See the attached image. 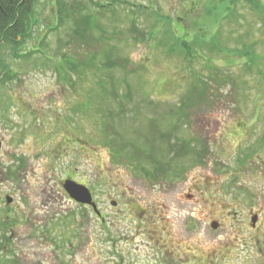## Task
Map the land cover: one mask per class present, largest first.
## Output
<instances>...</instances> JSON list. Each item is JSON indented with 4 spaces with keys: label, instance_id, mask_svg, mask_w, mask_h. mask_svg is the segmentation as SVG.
Segmentation results:
<instances>
[{
    "label": "rangeland",
    "instance_id": "obj_1",
    "mask_svg": "<svg viewBox=\"0 0 264 264\" xmlns=\"http://www.w3.org/2000/svg\"><path fill=\"white\" fill-rule=\"evenodd\" d=\"M94 1L105 4L111 0ZM125 1L149 6L160 16L173 20L182 17V13H186L184 8L190 5V0ZM231 1L227 0V4ZM62 2L69 6L76 2L82 6L89 4L88 0ZM220 6L221 3L217 5ZM94 10V7L88 9V14ZM114 10L110 13L97 10L96 21H91L88 36L80 37L73 32V43L64 48L68 39L66 30L75 28L74 18L70 15L63 29L50 34V28L61 24L60 9L57 0H39L36 7L38 23L23 53L42 49L47 55L57 53L61 57L64 53L80 62L97 57L101 62L108 49L118 50L116 55L128 59L131 64L126 73L116 71L114 77L128 80L134 95L132 103H138L141 114L146 116L152 113L148 111L152 109L150 107L154 108L155 112L149 118L166 114L169 107L179 104L201 80L212 82V90L221 97L212 109L200 104L191 111L189 126L184 123L178 133L179 138L187 141L199 139L208 150L205 165L190 167L179 179L159 183L148 180L130 162L137 152L132 143L144 150L153 146V135L147 130L148 126L139 123L136 130L134 125L119 129L127 139L123 141L125 150L119 154L107 147L103 126L94 123V120L100 121V113L93 109L87 116L77 112L82 101L87 99L82 95H90L92 87L97 88L99 79L104 84V76H109L104 68L99 65L96 70H88L84 82L75 92L65 87L66 82L53 71L52 65L42 62L45 60L40 54L30 62L21 63L14 61L6 50L2 55L3 63L17 73L18 80L3 83L1 81L5 79L0 72V222L10 217L14 224L0 223L3 230L0 241L5 245V249L0 246V264H119L116 256L110 254L119 245L108 243L104 225L90 209L71 202L63 191L61 182L67 177L91 190L100 211L107 215L114 240L122 222L111 201H121V197L130 199L133 196L144 210L154 201H168L174 226L191 217L193 208H198L195 201H188L187 194L205 201L218 200L225 206L218 208L215 217L225 226L216 233L206 230L202 246L210 251V247L216 245L215 237L221 243L233 241L235 248L230 256L233 261L229 264H264V143L259 145L264 137V28H260L254 14L242 3L231 21H224L218 15L206 19L203 9L193 11L183 22L187 28L178 30L195 35L207 26L208 32H213L220 19L224 22L223 45L229 50H225V54H206L207 60L189 65L177 56L169 57L165 53L166 47L159 43H134L137 33L135 35L132 27L136 25L145 30L153 21L143 14L129 13L124 6ZM68 11L72 13L70 9ZM216 12L224 15L225 9L219 8ZM78 18L81 19V14ZM240 37L248 43L259 40L256 66H245L246 59L239 57L236 49L242 48L237 42ZM83 44L86 46L82 47ZM130 69L136 72L130 75ZM191 71L196 73V78L191 77ZM214 78L221 82L210 80ZM125 88L126 85L120 88L122 97L126 95ZM7 94H10L8 99ZM92 101L97 104L101 100L94 96ZM128 108L125 105V117L131 115L133 105ZM94 115L99 118L94 119ZM130 118L135 121L132 115ZM168 124L169 121L162 131L167 130ZM96 127L102 129L98 131ZM130 138L134 142L128 141ZM191 143L193 148L201 149V144L194 146L195 143ZM251 147L255 154L245 162L244 156ZM158 184L179 186L177 191L172 188L170 192H160L163 189L160 188L156 195L152 194L153 186ZM6 196L13 198L10 205L5 202ZM207 206H204V216ZM230 211L237 212V218L230 217L233 216L229 215ZM250 215L259 216L257 231H249ZM239 227L243 229L242 235L250 239L248 245L245 239H235L233 233L241 232ZM4 232L8 242L2 239ZM140 240L144 239L139 238L136 242ZM64 242H68L67 247H63ZM136 251L142 259L143 256L154 257V249L150 247ZM145 262L154 263L151 260Z\"/></svg>",
    "mask_w": 264,
    "mask_h": 264
},
{
    "label": "trees",
    "instance_id": "obj_2",
    "mask_svg": "<svg viewBox=\"0 0 264 264\" xmlns=\"http://www.w3.org/2000/svg\"><path fill=\"white\" fill-rule=\"evenodd\" d=\"M216 1L217 0H190V5L184 8V12L186 13H182V17L173 20L167 16H160L149 6L129 3L125 0H111L105 4L97 3L94 0H88L89 4H84L83 6L80 4L77 5V2L73 6L72 4L70 6L67 4L64 5L62 0H57L58 9H60L61 24H58L54 28H50L49 33H57L63 29L66 25H64V22H67L70 15H72L75 20H73L75 28L73 31L72 29L66 30L68 39L63 45L64 48L69 47L70 44L73 43V32L80 35V37L82 36L85 38L88 36L91 21H96V18L94 20V17L97 14V10H100L101 12L103 11L104 13H110L114 12V9L117 6H124V9L128 10L129 13L143 14L147 19L149 18L153 21V24L148 26V29L145 28V30L138 28L136 25L132 27V31L135 32V35L137 33L134 38V43H159L160 46L166 47L165 53L169 57L177 56L185 63L191 65L192 63H200L202 60H207V58H205L206 54H225V50L229 49L223 45L222 25L224 22H221L220 19L216 22L217 25L215 28L217 29H214L213 32H208L207 26L203 31L201 30L200 33L198 32L195 35H191L183 29L178 30V28H187L186 24L183 22H186L185 17H189V13L192 14L193 11L203 9V16H205L206 19H211L213 18L211 16L218 15L219 18H222L224 21H231V18L234 17V12H236V8L242 3L254 14V18L260 23V28H264V0H232L229 5L227 4V0H219L217 1V4ZM204 2L208 3V5H202ZM219 2L221 3V6L217 7V5L220 4ZM38 3L39 0H0V72L5 79L1 82L7 83L18 80L17 73H14L3 63L2 55L6 50L9 51L14 61H19L21 63L30 62L33 57L40 54L43 57L41 59L45 60L42 62L52 65L53 71L58 73V77L62 79V81L66 82L65 87H70V89L74 91H78L77 88L84 82L87 71L90 69L96 70L100 65L104 68V72L108 73L109 76H104V84L101 83L102 81L99 79V83H96L97 88L94 90L92 87V91L89 92L90 95H82L87 99L82 101L81 108L78 107L77 112L85 113L87 116L89 115V111L93 109L100 113V121L94 120V123L96 126H103L104 135L107 138V147L114 150L116 153L121 154L125 150L123 141L127 139L124 133H121L119 129L134 125V129L136 130L139 123H144V127L147 128L148 126L147 130H150L151 136L153 135V146L148 148V150H144L141 147L138 148L136 143L130 138L128 141L134 142L132 143V146L137 152L135 151V156H133L134 159L130 158L132 161L129 160L131 165L140 169L148 180L159 183L161 181L179 179L181 178L180 176L186 173L187 169L190 167L205 165V159L208 156L206 151L208 150L204 148L199 139L187 141L184 138H179L178 133L184 123H186V127L189 126L191 111H195L200 104H204V108L207 107L208 109H212L215 105L214 102L216 103L218 98L221 97L220 93H215L213 91L214 87L212 82L201 80V82L194 86L190 93L182 98L179 104L174 107H169L166 114H158L156 118H149L152 116V113L155 112L152 110L154 108L150 107L153 103L150 102L151 104L149 107L152 109L148 110L152 113H148L146 116L145 113L144 115L141 114L138 103H132L134 95L130 90L131 85L128 80H118L114 77L116 71H125L126 73L128 65L131 64L128 59L116 55L119 54L118 50L115 51L114 48L111 50L108 49L104 54V61L101 62L99 61L100 58L97 57H91L86 61L80 62L76 61L77 59L72 56L64 55V53L61 57L55 53V55L59 56L56 58L55 55L53 56L52 54L47 55L42 53V49L23 53L26 43L32 40V32H34L35 26L38 23L36 20V7ZM127 6L129 7L128 9ZM93 7L95 8L93 13H91V15L88 14V9ZM219 8L225 9L224 15H220L219 12L215 13V10H218ZM69 9L72 11L71 14L68 11ZM79 14H81L80 20L78 18ZM249 38L250 37L247 39ZM247 41L248 40L245 41L240 37L237 42L242 44V48L236 49V51L240 53L241 56L239 57L246 59L244 63L245 66L250 67L253 66V64L256 66L258 64L256 47L260 42L259 40H254L252 43H248ZM59 42L62 43L63 41L60 39ZM85 46L86 45L83 44L82 47ZM44 52L46 51L44 50ZM47 56L54 58L46 59ZM260 60L261 58L259 57V61ZM135 72L136 70L130 69V72L128 73L131 75ZM193 76L196 78V73H192L191 77ZM225 79L228 78L225 77ZM210 80L215 83H219L216 81H220L218 79L215 80V78ZM78 81L80 82L79 84L77 83ZM101 85L104 86L101 87ZM123 85L127 86V88H125L126 95L124 97H122L123 95L120 93V88L123 87ZM103 92L104 94H100ZM77 93L80 94V92ZM93 95L101 101L95 104L92 101L94 99ZM6 96L8 99L10 94H7ZM211 99H213V102H211ZM93 103L96 106H94ZM255 103H257V100ZM125 105H127V108L128 105H133V110L130 109V114L135 121H132V118H130L131 115L126 117L123 115ZM156 107L158 106L156 105ZM93 117L94 119L99 118L96 115ZM142 117H144V119H142ZM167 121H169V124L165 128L167 130L162 131V128L164 129V124L167 123ZM96 128L98 131L102 129L101 127ZM102 139L104 143V138ZM191 142L195 143L194 146L201 144V149L193 148ZM263 143L264 137L260 140L259 145ZM253 149L254 148L251 147L249 153L245 154V162L251 159L255 154ZM152 151H155L156 153L154 154ZM162 156H165V159H161ZM244 161L242 160V164H244ZM20 163L22 164V161ZM0 223H2V225H7L8 223L11 225L14 224L13 219L10 217H7ZM0 232H3L1 228ZM5 234V232L2 234V239L3 241L8 242L9 239ZM3 245V242L0 241L1 248L5 249V245ZM63 247H67V245H63Z\"/></svg>",
    "mask_w": 264,
    "mask_h": 264
},
{
    "label": "flooded vegetation",
    "instance_id": "obj_3",
    "mask_svg": "<svg viewBox=\"0 0 264 264\" xmlns=\"http://www.w3.org/2000/svg\"><path fill=\"white\" fill-rule=\"evenodd\" d=\"M68 178L75 180L71 177ZM178 186L179 185L173 184L154 185L152 188V192L154 193L152 194H155L160 188H163L160 192H170L172 188H174V191H177ZM61 187L66 193L64 181L61 182ZM198 191L202 190L199 189ZM66 195L68 196L67 193ZM186 198L188 201L190 200L191 203L195 201L198 205L197 209L193 208L192 210V213H196V215L192 214L191 217L186 218V220L175 223L177 227L174 226L172 222V212L168 204L169 202L166 200L154 201L148 209L145 210L142 209L140 203L135 200L133 196L130 199L121 197V201L118 202L111 201V205L118 210V216L120 222H122V226H119V232L116 234V240L113 238L112 228L108 226L109 222L107 220V215L100 211L101 216H97L100 220V224L102 226L104 225V232L109 237L108 243L111 241L115 245H119L118 248L114 249L110 254H112L113 257L116 256L119 264H229L232 262L233 258L230 256L234 253L232 249L235 248V243L233 241L230 243H221L219 239L215 237L214 240L216 245L210 247L212 248L210 251H206V247L202 246L203 236L206 230L216 233L224 228L225 224L218 221L215 216L218 214V208L225 205L223 204L222 206L218 200L205 201L201 198L196 199L191 194H187ZM70 201L77 204L72 199H70ZM205 204L208 205L206 216L203 215ZM77 205L94 212L89 206ZM229 205L231 206V202H229ZM231 214L233 216L230 217L237 216V212L230 211L229 215ZM225 218L228 219L229 217ZM254 218H256L255 223L252 221ZM258 221V215L249 217V221L247 222L250 232L252 230H258ZM240 222L242 223L243 221ZM242 224H244V222ZM239 230H241V232L233 233L235 234V239H245V243L248 245L250 239L247 240L246 236L242 235V228L239 227ZM139 238H143L144 240H140L139 243H137L136 240ZM189 239L192 243L189 242ZM245 243L243 241L242 244ZM59 246L60 244H58V247ZM143 247L154 249L153 259L147 256H143V259L140 257V253H138L136 249L139 250ZM68 251L72 253L71 249H68ZM148 260L154 263H144V261Z\"/></svg>",
    "mask_w": 264,
    "mask_h": 264
},
{
    "label": "water",
    "instance_id": "obj_4",
    "mask_svg": "<svg viewBox=\"0 0 264 264\" xmlns=\"http://www.w3.org/2000/svg\"><path fill=\"white\" fill-rule=\"evenodd\" d=\"M0 149H1V144H0ZM64 188L68 195L70 196L71 199H73L76 203L82 204L85 206H91L96 213L99 214L97 206L95 203H93V198L90 193V191L81 185H78L77 183L68 180L65 182ZM13 202V199L11 197L6 198V203L7 205H10ZM253 223L256 222V218H254Z\"/></svg>",
    "mask_w": 264,
    "mask_h": 264
}]
</instances>
